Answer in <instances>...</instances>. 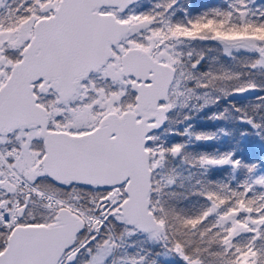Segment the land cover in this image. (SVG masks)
<instances>
[{
  "label": "snow or ice",
  "instance_id": "6c2138e0",
  "mask_svg": "<svg viewBox=\"0 0 264 264\" xmlns=\"http://www.w3.org/2000/svg\"><path fill=\"white\" fill-rule=\"evenodd\" d=\"M0 264H264V0H0Z\"/></svg>",
  "mask_w": 264,
  "mask_h": 264
}]
</instances>
